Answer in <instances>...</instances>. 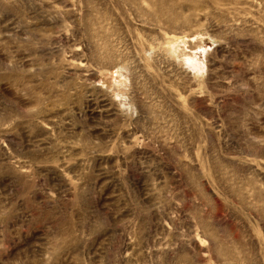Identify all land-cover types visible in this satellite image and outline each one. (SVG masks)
Segmentation results:
<instances>
[{
    "label": "rangeland",
    "instance_id": "1",
    "mask_svg": "<svg viewBox=\"0 0 264 264\" xmlns=\"http://www.w3.org/2000/svg\"><path fill=\"white\" fill-rule=\"evenodd\" d=\"M0 264H264V0H0Z\"/></svg>",
    "mask_w": 264,
    "mask_h": 264
},
{
    "label": "bare ground",
    "instance_id": "2",
    "mask_svg": "<svg viewBox=\"0 0 264 264\" xmlns=\"http://www.w3.org/2000/svg\"><path fill=\"white\" fill-rule=\"evenodd\" d=\"M170 49H171V47H170Z\"/></svg>",
    "mask_w": 264,
    "mask_h": 264
}]
</instances>
